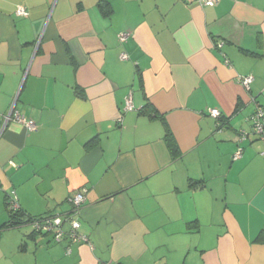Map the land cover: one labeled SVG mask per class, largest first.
<instances>
[{"label":"crops","instance_id":"0c3cea01","mask_svg":"<svg viewBox=\"0 0 264 264\" xmlns=\"http://www.w3.org/2000/svg\"><path fill=\"white\" fill-rule=\"evenodd\" d=\"M258 106L264 0H0V228L86 190L90 240L4 229L0 264H264Z\"/></svg>","mask_w":264,"mask_h":264},{"label":"built area","instance_id":"2783aa9c","mask_svg":"<svg viewBox=\"0 0 264 264\" xmlns=\"http://www.w3.org/2000/svg\"><path fill=\"white\" fill-rule=\"evenodd\" d=\"M198 3L206 7L216 6L220 0H196ZM17 16L27 17L29 15L28 10L24 7H19L16 10ZM127 37V34H122L119 38L121 41H124ZM221 46V44H219ZM122 60H127L128 56L126 54L121 55ZM253 82V77H244L241 79V83L247 89H250V85ZM135 110L133 104V97L129 95L126 98L124 112H129ZM210 115L214 118L219 119L221 113L219 110H211ZM14 120L17 123L22 124L29 132L37 130V124L33 120H28L25 116L16 111L15 106L11 108V112L7 120ZM252 122V133L258 135L264 139V107L258 106L255 113L251 117ZM249 134L246 132H241L239 137V142H243L248 139ZM242 148H239L238 152L234 156V159L241 157ZM68 204L71 206L70 211L44 215L40 218L32 219L29 223L32 227V230L36 234L52 235L53 239L57 243H61L64 240H68L69 247L67 248V253H71V245L79 243H88L90 240L81 234V222L76 218L86 203V190L78 192L74 196L70 197L67 200ZM7 206L9 210L16 212L21 209L19 200L15 192H11L7 196Z\"/></svg>","mask_w":264,"mask_h":264},{"label":"trees","instance_id":"16d2710c","mask_svg":"<svg viewBox=\"0 0 264 264\" xmlns=\"http://www.w3.org/2000/svg\"><path fill=\"white\" fill-rule=\"evenodd\" d=\"M103 8V12L105 15H108L109 14V11L107 9V7L105 5L102 6ZM191 185H195L194 183H191ZM6 205H7V202H6ZM7 210L9 212V219L8 221L0 228V233L4 230V229H8V228H13V227H16V226H20V225H24V224H30L29 222L32 220V219H35V218H40L42 216H38V217H31V216H25L21 209L16 211V212H13L11 210H9L8 206H7ZM34 233V232H33ZM36 234V233H35Z\"/></svg>","mask_w":264,"mask_h":264}]
</instances>
